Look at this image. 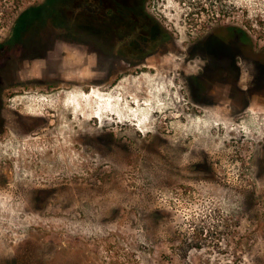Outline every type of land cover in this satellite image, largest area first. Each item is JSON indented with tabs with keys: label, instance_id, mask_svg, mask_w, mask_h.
Here are the masks:
<instances>
[{
	"label": "rangeland",
	"instance_id": "rangeland-1",
	"mask_svg": "<svg viewBox=\"0 0 264 264\" xmlns=\"http://www.w3.org/2000/svg\"><path fill=\"white\" fill-rule=\"evenodd\" d=\"M44 1L0 0V43ZM146 4L164 32L144 63L56 26L45 57L18 64L0 111V264H264V68L242 59L253 92L237 90L232 48L207 36L241 29L261 51L264 0Z\"/></svg>",
	"mask_w": 264,
	"mask_h": 264
},
{
	"label": "flooded vegetation",
	"instance_id": "flooded-vegetation-1",
	"mask_svg": "<svg viewBox=\"0 0 264 264\" xmlns=\"http://www.w3.org/2000/svg\"><path fill=\"white\" fill-rule=\"evenodd\" d=\"M146 3L147 0H74L73 7H64L66 10L64 18L70 17L69 24L33 23L25 25L21 29L19 24L11 25L7 39L16 36L21 41L19 42L20 46H23L22 44L30 46L38 44L40 46L35 47L42 49L37 54H27V50L26 54H22L20 50L11 51L9 44L5 43L6 41L1 43L0 111H4L3 96L5 92L10 87L24 84L22 81L14 79V73L20 72L18 64L30 59L45 57L47 54V33L51 35L55 30L57 31L56 26L60 27L59 30L73 32L72 34L77 38L75 41L77 44H90L94 48L93 52L97 54L108 53L110 55L108 59L113 62L123 66L146 62L149 54L156 49V42L164 32V28L151 15ZM225 32L227 33L226 26H218L207 36L211 35L228 46ZM229 46L232 51L224 59L223 69L228 70L231 76H238L234 85L237 90H242L244 88L243 79L240 76L243 73L244 65L240 61L244 58L251 60V63L254 64L252 68L257 74L259 68H264V60L253 55L241 56L243 43L238 39V35L235 41L229 43ZM26 85H30L29 82ZM243 90L246 91V94L253 92L250 89ZM5 127L6 121L4 118H0V134L5 131Z\"/></svg>",
	"mask_w": 264,
	"mask_h": 264
},
{
	"label": "trees",
	"instance_id": "trees-1",
	"mask_svg": "<svg viewBox=\"0 0 264 264\" xmlns=\"http://www.w3.org/2000/svg\"><path fill=\"white\" fill-rule=\"evenodd\" d=\"M71 6L72 7L74 6V0H45L42 3L34 4V5H31L25 8L20 13L19 17L15 20L13 24H19L20 29L21 27H24L25 25H28V24H33V23L44 24L47 22V16H50V13H52V11H55V14L58 16V18L59 19L61 18L62 20L64 19V14H63L64 9L66 7H71ZM51 15H53V13ZM230 29L231 27H228L227 32L230 31ZM235 29L236 30L232 32L238 33L237 34L238 39L242 40L243 47L241 49H242L243 54L253 55V56L258 57L260 60H264V49L258 52L254 51V47L247 33L241 29H237V28ZM70 33H73V32H70ZM225 37L228 43H230L232 41H235L237 36L230 38V37H227L226 35ZM19 42L21 41L19 40L18 37L12 36L11 38H8L5 43L9 44V47H10L9 49H11V51L20 50L22 54H26V50H27V54L29 53L30 55L34 53L37 54L42 49V48H37L35 46H30V45H25V44H22L23 46H20L21 43L19 44ZM0 48H1V43H0Z\"/></svg>",
	"mask_w": 264,
	"mask_h": 264
}]
</instances>
